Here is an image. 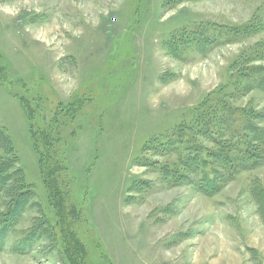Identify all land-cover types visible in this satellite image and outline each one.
<instances>
[{"label": "rangeland", "instance_id": "obj_1", "mask_svg": "<svg viewBox=\"0 0 264 264\" xmlns=\"http://www.w3.org/2000/svg\"><path fill=\"white\" fill-rule=\"evenodd\" d=\"M0 56V130L34 195L5 230L0 195V264H264L252 195L264 167L206 196L143 166L184 174L185 154L149 148L186 132L216 150L188 131L207 120L264 132V0H0ZM14 93L35 97L47 124L78 106L74 123L58 118L66 201L45 184Z\"/></svg>", "mask_w": 264, "mask_h": 264}, {"label": "trees", "instance_id": "obj_2", "mask_svg": "<svg viewBox=\"0 0 264 264\" xmlns=\"http://www.w3.org/2000/svg\"><path fill=\"white\" fill-rule=\"evenodd\" d=\"M6 72V65H0V80H4L7 75ZM22 86L25 87V84H22ZM4 87L7 88L6 85ZM23 87L21 88L23 89ZM23 95L14 93V97L18 99L28 121L31 141L39 156L41 175L46 186L55 193H59L60 197H62V202L66 201L67 194L61 193L59 189L61 188L62 173L65 172V169L64 159L60 156V152L57 151V146L61 143L58 133L61 126L58 118L61 113H65L66 124L68 122L74 123L77 120L78 106L75 103L69 105L68 110H65L61 104L59 111L56 114L54 113L55 115L52 116L51 121L47 124L44 116L41 118L44 122H38L37 120V115H40V117L42 115V107L37 103V100H34L35 97L29 98L31 99L29 100L27 95ZM196 124H200V122L195 121L194 125ZM188 131L192 135L197 132L198 135L213 142L216 150L203 149L201 145L195 142L193 137L186 132H181L177 133L174 139H165V137L157 139L152 143L149 151L153 152L154 156H164L167 153L177 156L185 154V158L177 162L183 167L184 174L181 173L178 166H159L157 162L150 159L145 160L143 166L158 172L170 184L188 185L194 187L198 193L206 196H214L221 192L228 184L234 181V178L240 172L254 171L264 167V149H259V146L264 147V139L262 137L264 132H258L252 125H248L242 133H233L229 121L223 118L217 123L207 120L204 125L199 126L198 131L192 129H188ZM225 131L231 134L229 139H225ZM38 142H41L42 145L45 144L44 151L39 148ZM12 147V142L8 135L1 129L0 150L6 151L9 157V159L7 158L8 160L2 159L0 161V195L4 194L9 199L2 215L1 222L3 224L1 227L3 230L8 228L10 221L21 217L34 196L32 190L29 189V185L25 182L22 170L15 169L18 162L14 157ZM204 151L206 158L212 162L210 169H204L208 162L202 157ZM180 180H183L184 183H180ZM149 185V182H143L141 189H151ZM252 195L259 206V213L264 222V188L256 185L252 190ZM24 242L29 245L30 239L27 238V242ZM2 248L0 237V250ZM17 248L18 251H23V244Z\"/></svg>", "mask_w": 264, "mask_h": 264}]
</instances>
